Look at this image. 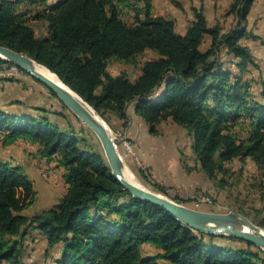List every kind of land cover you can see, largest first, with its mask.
I'll return each mask as SVG.
<instances>
[{"label": "trees", "instance_id": "trees-1", "mask_svg": "<svg viewBox=\"0 0 264 264\" xmlns=\"http://www.w3.org/2000/svg\"><path fill=\"white\" fill-rule=\"evenodd\" d=\"M254 1L231 0L226 30L193 7L180 34L172 19L153 13L152 0H0V45L56 73L111 127L114 118L126 126L131 110L152 132L171 119L192 137L198 168L216 185L225 184L234 159L254 162L264 202V80L255 93L247 76L254 54L242 43L257 38L247 29ZM31 21L45 31L37 34ZM146 51L156 56L135 78L108 71L111 60L136 63ZM48 90L69 112L16 101L19 109L0 108V139L32 145L39 161L61 168L67 187L52 207L25 215L36 199L33 181L22 165L0 158V264H26L24 242L33 230L59 247L54 264H264L252 242L197 231L132 196L110 173L94 134ZM255 211L250 218L264 229L263 207Z\"/></svg>", "mask_w": 264, "mask_h": 264}, {"label": "rangeland", "instance_id": "rangeland-1", "mask_svg": "<svg viewBox=\"0 0 264 264\" xmlns=\"http://www.w3.org/2000/svg\"><path fill=\"white\" fill-rule=\"evenodd\" d=\"M169 2L171 5H169ZM178 2L180 3V6L175 5L170 0H156L155 3L152 4L153 13L155 15L172 19L176 24H178L182 18L184 21H186L188 18L186 6H191L192 0H178ZM191 8L189 7V9ZM219 11L220 10L217 11L215 8H212L211 11L207 12V16L210 19H213L214 25L218 23L223 27V29H226L233 23H231L232 19L227 18V10ZM31 22L37 34L45 31L43 29L44 25L40 21ZM247 25L252 34L257 36L255 39L249 37L242 39V43L248 45L254 54V60L256 63V66L249 67V74L247 76L256 82L253 84L252 88L254 89L255 93H259L261 91L260 81L264 80V9L261 8V10L257 12L256 10H253L250 14L249 22L247 20ZM179 26L180 25L178 24V27ZM155 56L156 55L151 51H146L136 58V63L111 60L108 64V71L113 75L125 73L129 77L135 78L139 73L140 64L147 58H153ZM4 72L6 78H21L20 81H22L27 91L26 101L29 105L52 107L53 110H64L66 113L69 112L66 108L63 109V106L57 102V99H54L50 96L49 90L46 87L41 85L30 75H27L21 71H19V73H13L9 70ZM131 109L132 108H130V110ZM50 116L53 118L55 117L54 114H50ZM111 121L113 127H111L106 121L105 122L116 141L119 152L121 153L127 167L136 178L137 182H139L146 189L158 193L180 204L205 211H236L242 214L241 210L244 209L251 214V216L245 217L248 218L252 223L254 222L251 218L255 217L256 209L263 207V211L261 212L260 216H264V202L260 197L261 192H263L260 189L262 177L260 170L254 164V162L250 160L242 162L240 160L234 159L227 164L229 172L225 176V184L220 185V183H218V185H216L217 181L214 182L210 180V182L202 185V188H197L187 195L185 193L180 195L176 192L174 187L162 182H158L156 178H154L151 173H149L148 169L140 164L135 152L134 143L132 139H129V129L132 128V121L130 122L129 120L126 126H122L121 121L117 120L116 118L112 119ZM177 126L179 125L174 122L170 124L168 121L164 120L161 121L156 126V128L159 130L158 135L164 136L165 134H168L170 131H172L173 127ZM120 136H123L129 140L132 148L131 153H126L124 151ZM188 151L190 152V156H188L186 153H183V155L187 157L186 160H188V162L194 161L196 163L197 159L192 147L189 146ZM8 155L15 163L23 166L24 170L28 172V176L31 178L34 184L36 199L31 206L25 208L26 215H32L36 211H41L53 206L64 194L67 186L62 178L61 168H58L55 163L37 160V158L32 155L30 149L25 147V144L22 143V141H19L14 146H12ZM159 188H162L165 193L161 192ZM186 199L187 201H184ZM31 234L33 235L27 236L24 242L23 257L25 263L54 264L55 258L58 257L59 247L54 246L49 248L46 244V241L42 238L39 231L37 230L32 231ZM217 241L222 243L229 242L230 240L217 239ZM237 244L240 246H245V244L242 242ZM143 252L146 254L155 255L156 249L152 247H145Z\"/></svg>", "mask_w": 264, "mask_h": 264}, {"label": "water", "instance_id": "water-1", "mask_svg": "<svg viewBox=\"0 0 264 264\" xmlns=\"http://www.w3.org/2000/svg\"><path fill=\"white\" fill-rule=\"evenodd\" d=\"M0 58L15 65L23 72L36 78L53 92L57 98L94 134L110 167V173L122 186L136 198L152 202L164 208L170 215L187 226L208 234H222L237 237L259 247L264 251V229L252 223L243 214L236 211L212 212L192 208L168 199L158 193L126 179V172H131L119 152L105 120L84 101L74 90L56 76V81L49 75L37 70L36 62L30 56L10 47L0 45ZM40 64V65H39ZM44 66V65H43ZM45 67V66H44ZM46 68V67H45ZM99 116V119L96 118Z\"/></svg>", "mask_w": 264, "mask_h": 264}, {"label": "crops", "instance_id": "crops-1", "mask_svg": "<svg viewBox=\"0 0 264 264\" xmlns=\"http://www.w3.org/2000/svg\"><path fill=\"white\" fill-rule=\"evenodd\" d=\"M155 1L156 0H152V4H154ZM230 2L231 0H192V4L189 3L191 4V6H186L188 12L187 20L184 21L182 18L178 23L180 25L179 27L178 24L174 23L175 30L180 34H184L186 32L189 22L193 19V11H192L193 7L196 8L202 7L206 19L208 21V24L210 26L214 25L213 19H210L207 16V12L211 11L212 8H215L217 11L227 10L230 5ZM169 5H171V3ZM263 6H264V0H255L253 2L249 14L247 16L248 22L251 12L253 10H256L257 12L261 10V8L264 9ZM189 7L192 8L189 9ZM227 18L232 19L231 23L233 22V17L231 15H228ZM247 29L249 30L248 25H247ZM208 47H209V40H206V42L202 44L201 48L204 50ZM15 79H16L15 81H10L7 80L5 76L0 75V108L6 111L19 109L21 106L15 105L14 102L16 101L29 105L26 101L27 91L22 81H20L21 78L15 77ZM34 79L38 81L36 78ZM40 84L43 85L42 83ZM34 106H40V105H34ZM130 115H131L130 122L132 121V128L129 129L130 131L129 139H132L134 143L135 152L137 154V158L140 164L143 167H146L149 173H151V175L154 178H156L158 182H162L164 184L174 187L176 189V192L179 193L180 195H183L184 193L187 195L191 191H194L197 188H202L203 187L202 185H205L207 182H210V179L207 176V174L198 168V162L197 161L196 163L194 161H193L194 163L191 161L188 162V160H186L187 157L183 155V153H186L188 156H190L188 147L189 146L192 147V143H193L192 137L183 127L181 126L173 127L172 131H170L168 134H165L164 136H161L158 135L159 133L158 128H156L155 132H152L148 124L141 117L133 114L132 110ZM166 121H168L170 124L173 122L171 119H167ZM19 141H22V143L25 144V147L27 149H30L32 153L34 147L30 144H27L21 139L11 145H6V146L3 145V142L0 139V158L12 160V158H10L8 154L11 151V147L14 146ZM26 173L28 174L27 171ZM38 212L40 211H36L32 215ZM23 213L25 214V209L23 210ZM31 235L33 234H30L28 236ZM145 247H150V246H144L143 248Z\"/></svg>", "mask_w": 264, "mask_h": 264}, {"label": "built area", "instance_id": "built-area-1", "mask_svg": "<svg viewBox=\"0 0 264 264\" xmlns=\"http://www.w3.org/2000/svg\"><path fill=\"white\" fill-rule=\"evenodd\" d=\"M3 70L4 71L9 70V71H12L13 73H19V72H17V67L15 65L8 64V63H0V75L5 76V72ZM120 140H121V144H122L124 151L126 153H131L132 148H131V144H130L129 140H127L123 136L122 137L120 136Z\"/></svg>", "mask_w": 264, "mask_h": 264}, {"label": "bare ground", "instance_id": "bare-ground-1", "mask_svg": "<svg viewBox=\"0 0 264 264\" xmlns=\"http://www.w3.org/2000/svg\"><path fill=\"white\" fill-rule=\"evenodd\" d=\"M6 61V60H5ZM2 63H8V64H11V63H9V62H2ZM40 65V64H39ZM36 68H37V70L38 71H40V72H42V73H44V74H46L47 76L49 75L50 77H52L53 79H57L56 78V76L54 75V74H51V73H49L48 71V69L47 68H45L43 65H40V66H36ZM20 71V69L17 67V72H19ZM56 81H58V80H56ZM96 118H98L99 119V116H96ZM125 177H126V179L127 180H129L130 182H133V183H135V184H137L138 182H137V180H136V178L133 176V174L131 173V172H126V175H125Z\"/></svg>", "mask_w": 264, "mask_h": 264}]
</instances>
